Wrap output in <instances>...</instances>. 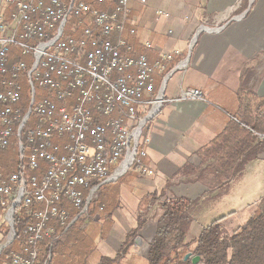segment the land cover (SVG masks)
I'll list each match as a JSON object with an SVG mask.
<instances>
[{
	"label": "built area",
	"instance_id": "obj_1",
	"mask_svg": "<svg viewBox=\"0 0 264 264\" xmlns=\"http://www.w3.org/2000/svg\"><path fill=\"white\" fill-rule=\"evenodd\" d=\"M131 2L0 0V149L17 137L20 159L34 171L46 165L36 174L0 171V217L8 227L0 256L18 236L16 209L24 206L32 217L21 249L3 255V264H37L40 243L54 233L53 219L65 225L71 217L62 205L79 210L73 223L89 213L104 185L133 169L149 172L142 148L146 125L160 112L165 81L186 69L189 57L169 67L180 49L152 61L147 53H133L126 39ZM103 4L111 8L101 9ZM219 30L201 25L197 34ZM12 45L29 59L12 61ZM164 72V84L156 91L155 75ZM23 75L30 86L26 111L16 107ZM181 97L203 95L194 88L182 90ZM24 127L29 130L25 143ZM255 135L264 142V133ZM26 146L30 153L24 155ZM50 259L51 250L44 264Z\"/></svg>",
	"mask_w": 264,
	"mask_h": 264
},
{
	"label": "crops",
	"instance_id": "obj_2",
	"mask_svg": "<svg viewBox=\"0 0 264 264\" xmlns=\"http://www.w3.org/2000/svg\"><path fill=\"white\" fill-rule=\"evenodd\" d=\"M130 7L126 39L133 53H147L152 61L165 51L180 49L169 67L182 58L189 57V62L167 78L160 112L146 125L142 147L149 172L133 169L117 181L119 195L111 216L91 225L95 248L88 264H102L103 258L110 261L105 264H149L148 251L157 231L154 213L168 198L196 201L188 239L222 217L224 235H232L264 198V144L254 137L264 132V0H132ZM201 25L220 30L197 34ZM164 74L155 75L156 91L164 84ZM194 88L203 97H181L182 90ZM239 119L256 128L249 127L252 139L248 132H239L250 139L252 157L240 175L233 174L232 183L226 178L223 186L210 190L203 182L185 180L193 174L177 176L187 163L200 165L198 152L224 133L229 136L227 146L238 144L239 133L231 122ZM153 192L160 199L134 244L122 254L127 234L138 227L145 197Z\"/></svg>",
	"mask_w": 264,
	"mask_h": 264
},
{
	"label": "trees",
	"instance_id": "obj_3",
	"mask_svg": "<svg viewBox=\"0 0 264 264\" xmlns=\"http://www.w3.org/2000/svg\"><path fill=\"white\" fill-rule=\"evenodd\" d=\"M90 1L95 2V0ZM100 8L110 9L111 5L103 4ZM23 93H25V86L22 98L16 107H21L23 111H26L31 100L30 96L23 95ZM231 123H233V130L236 133L245 131L248 132L249 138H254L253 133L249 132L251 123L248 121L239 119L238 123ZM252 128L255 130L256 126ZM28 133V128L24 127L22 133L24 143ZM228 137V133H224L210 147L200 150L198 153L202 158L201 164L194 167L187 163L181 167L177 176L193 174L194 177L185 180L203 182L211 190L223 186L226 178H231L233 174L237 175L242 172L246 163L252 157V153L249 154L248 151L251 148L250 139L247 141L246 137H242L239 133L236 137L240 140L239 143L227 146ZM258 142L260 143V141ZM55 143L61 146V140L56 139ZM109 146L110 142L107 143V148ZM222 151H224V154L217 156ZM29 153L30 150L26 146L24 155ZM240 155L241 158L238 161ZM210 158L214 159L210 160ZM235 162L238 163L235 164ZM45 166V163L42 162L39 170L34 171L26 164V161L20 159L17 137H14V141H10L6 149H0V171L4 174L21 171L27 174H36L38 171L45 169ZM118 195L119 189L115 186V183L104 185L101 195L91 202L89 215L93 218H95V214L101 215V218L110 217V211L115 205ZM162 195L159 197H162ZM145 198L144 206L138 216V227L127 234L121 249L122 254L129 246L134 244V239L147 222L156 201L160 199L157 197L156 192L148 194ZM195 204L196 201L184 196L168 198L160 204L159 209L154 213L157 231L148 251L149 264H191V259H185V255L188 253L201 255L202 264H264V199L256 205L248 220L238 227L232 235H224L223 226L220 224V221L224 218L222 217L214 220L212 224L204 228L198 237L188 239L191 225L195 221L191 212ZM62 207L69 209L71 217L65 225L58 221H52L54 233L51 238L40 243L41 252L37 264L45 263L44 258L50 250L51 259H53L54 248L57 246L56 244H60L62 241H66L68 245L67 250L69 249L68 253L73 259L72 264H88L89 256L95 248V230H92L91 226L93 222L89 220L85 224V216L81 215L71 223L79 214V210L75 207L70 208L71 204L62 205ZM14 218L18 236L15 242L3 251L2 256H0V264L4 263L3 255L8 254L13 249H21L20 241L23 236V229L32 220L29 210L24 206H19L16 209ZM7 235L8 231L6 230L4 237ZM103 259L102 264H105V261L110 262L105 260L106 258Z\"/></svg>",
	"mask_w": 264,
	"mask_h": 264
},
{
	"label": "rangeland",
	"instance_id": "obj_4",
	"mask_svg": "<svg viewBox=\"0 0 264 264\" xmlns=\"http://www.w3.org/2000/svg\"><path fill=\"white\" fill-rule=\"evenodd\" d=\"M67 1H69V0H67ZM72 23H73V21L70 20L68 25H67L68 26V33H69V28L71 27ZM10 57H11L12 61H18V60H21V59L26 61V60L29 59V57H26V56L21 54L20 48L18 46H14V45L10 46ZM22 83H23V86H25V93H23V95L25 94L26 96H29V94H30V86H28V82H27L25 76L22 78ZM42 92H43V89L38 87L39 96L41 95ZM262 133H264V132H262ZM240 135L242 137L246 136L245 133H242V134L240 133ZM254 137L256 138L257 141H259L258 138L256 137V135H254ZM11 140L14 141V137H12ZM260 143H264V142L260 141ZM221 154H224V153L221 152V153L217 154V156H220ZM240 158H241V155L239 156L238 161L240 160ZM240 173H238V175H240ZM232 181H233V178H228V182L229 183H232ZM116 182L117 181H115V182L112 181V182H109V183H116ZM102 190H103V188H102ZM101 193L99 194V196L101 195ZM261 200L258 201V204L261 203ZM70 208H74V206L71 205ZM84 216H85V220H86L85 224L88 223L89 220H90V221L93 222L91 225H94L95 221L98 218H101V216L97 215V214H95V218H93V216L91 217L89 215V213L87 215H84ZM53 221L56 222L57 220L53 219ZM7 228L8 227H7L6 223H4L3 218L0 217V243H3V241L6 238V237H4V232L7 230ZM56 245L57 246L54 248V251H53V259H51V264H72L73 263V259H71V257H70L71 255H69V253H68L69 249L67 250V246L68 245H67L66 241H62L60 244H56Z\"/></svg>",
	"mask_w": 264,
	"mask_h": 264
},
{
	"label": "water",
	"instance_id": "obj_5",
	"mask_svg": "<svg viewBox=\"0 0 264 264\" xmlns=\"http://www.w3.org/2000/svg\"><path fill=\"white\" fill-rule=\"evenodd\" d=\"M185 256V259H191L193 264H199L201 262V255H192L188 253Z\"/></svg>",
	"mask_w": 264,
	"mask_h": 264
}]
</instances>
